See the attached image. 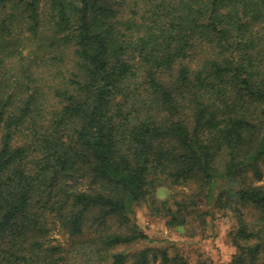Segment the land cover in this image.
I'll use <instances>...</instances> for the list:
<instances>
[{
  "label": "trees",
  "instance_id": "16d2710c",
  "mask_svg": "<svg viewBox=\"0 0 264 264\" xmlns=\"http://www.w3.org/2000/svg\"><path fill=\"white\" fill-rule=\"evenodd\" d=\"M48 3L0 0V264H192L113 249L149 238L136 208L180 227L212 196L228 264H264V0Z\"/></svg>",
  "mask_w": 264,
  "mask_h": 264
},
{
  "label": "rangeland",
  "instance_id": "374dc122",
  "mask_svg": "<svg viewBox=\"0 0 264 264\" xmlns=\"http://www.w3.org/2000/svg\"><path fill=\"white\" fill-rule=\"evenodd\" d=\"M48 0H43V11L48 13ZM264 171V165L262 166ZM260 183H264L263 180ZM195 189L191 185H172L167 186L157 191L156 196L159 198H185ZM214 195V194H213ZM213 200L200 202L195 213L188 216L189 222L187 225L174 227L168 224L166 218L155 217L151 215L146 206L136 208V221L141 229L147 234V239L140 240L134 245L119 246L113 249L114 252L127 250L133 252L142 247L152 246L156 248H166L171 255H184L192 264H228L236 250L231 237L230 231L234 229L237 223L235 214L229 210L220 209ZM200 208V210H199ZM206 210L211 213L202 214ZM247 216L251 217L256 214V209L253 207L246 209ZM52 237L55 238V243H60L66 248H70L75 242L82 240L84 237L71 235L63 228L55 227L52 231ZM91 234L88 229L86 236ZM85 236V237H86ZM109 264H112V259ZM127 264H130L128 262Z\"/></svg>",
  "mask_w": 264,
  "mask_h": 264
}]
</instances>
